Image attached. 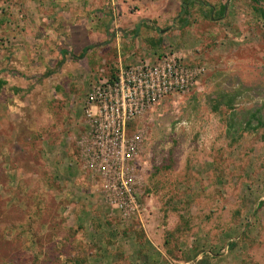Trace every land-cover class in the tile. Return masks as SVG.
I'll use <instances>...</instances> for the list:
<instances>
[{
    "label": "rangeland",
    "instance_id": "rangeland-1",
    "mask_svg": "<svg viewBox=\"0 0 264 264\" xmlns=\"http://www.w3.org/2000/svg\"><path fill=\"white\" fill-rule=\"evenodd\" d=\"M74 1L0 0V264H264V0ZM166 57L200 74L134 122L114 200L87 96Z\"/></svg>",
    "mask_w": 264,
    "mask_h": 264
},
{
    "label": "built area",
    "instance_id": "built-area-1",
    "mask_svg": "<svg viewBox=\"0 0 264 264\" xmlns=\"http://www.w3.org/2000/svg\"><path fill=\"white\" fill-rule=\"evenodd\" d=\"M102 75L87 96L84 124L89 166L103 178L114 200H135L132 192L135 166L143 137L131 134L135 121L165 99L179 95L196 83L200 72L175 58L157 63H119Z\"/></svg>",
    "mask_w": 264,
    "mask_h": 264
},
{
    "label": "trees",
    "instance_id": "trees-1",
    "mask_svg": "<svg viewBox=\"0 0 264 264\" xmlns=\"http://www.w3.org/2000/svg\"><path fill=\"white\" fill-rule=\"evenodd\" d=\"M252 1L259 3L260 0H252ZM187 4H188L187 1L184 0L181 6L180 16L187 11ZM225 10H226V6H223L222 11L224 12ZM255 10L259 12L262 17H264V7H261V8L255 7Z\"/></svg>",
    "mask_w": 264,
    "mask_h": 264
},
{
    "label": "crops",
    "instance_id": "crops-1",
    "mask_svg": "<svg viewBox=\"0 0 264 264\" xmlns=\"http://www.w3.org/2000/svg\"><path fill=\"white\" fill-rule=\"evenodd\" d=\"M75 2V5H76V8L75 9H82V8H84V6H85V2L84 1H82V0H77V1H74ZM78 5H80L79 7H78ZM227 8V7H226ZM73 15H74V13H73ZM75 15H76V13H75ZM72 29H74L73 27H72ZM76 43H78V42H76ZM60 51V50H59ZM140 60V59H139ZM118 62L119 63H122V60H121V58H119L118 59ZM119 65V64H118Z\"/></svg>",
    "mask_w": 264,
    "mask_h": 264
}]
</instances>
